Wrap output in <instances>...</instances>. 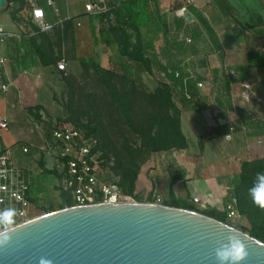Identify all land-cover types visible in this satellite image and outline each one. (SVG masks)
I'll list each match as a JSON object with an SVG mask.
<instances>
[{"label": "crops", "instance_id": "0c3cea01", "mask_svg": "<svg viewBox=\"0 0 264 264\" xmlns=\"http://www.w3.org/2000/svg\"><path fill=\"white\" fill-rule=\"evenodd\" d=\"M54 2V6L48 3L45 6L44 0H10L3 9L15 7L19 18L0 21L8 31L17 34L0 45V52L8 57V63L0 68V86L9 84L7 92L0 90V118L7 117L10 121L9 129L1 135L0 149L13 145L16 156L22 154L14 145V137L22 135L16 131L17 116L21 117L22 111L28 115L34 110L43 120L51 114L48 119L52 118L55 126L54 116L58 113L52 88L60 89L58 80L64 73L74 74L82 61L95 60L105 68L104 62L124 60L119 37L108 30L112 24L132 34L130 20L118 19L114 9L122 8L131 15L133 5L144 14L140 28L147 56L157 55L159 63L172 55L176 63L170 66L174 70L183 69L190 64L186 52L190 45L193 61L190 65L198 71L199 78L215 77L221 83L216 92L209 88L199 90L194 82L189 83V91L198 95L199 100L196 106H191L194 110L181 107L188 148L150 155L141 166L136 186L151 183L154 192L168 202H188L200 211L205 205V210L225 212L240 181L241 162L264 157V98L258 101L242 85L247 80L259 92L258 86L264 84V0H195L188 6L190 20L177 14L186 0H85L80 9L72 1ZM90 2L101 3L107 10L89 12L86 4ZM33 5L44 8L45 20L53 25L52 29L43 31L32 21ZM126 21L129 25L122 24ZM182 22L183 27L178 29ZM153 29L157 32L153 33ZM179 33L185 35V40L192 36L191 44L181 41ZM108 39H113V46L108 45ZM37 48L48 58L59 56L60 61H68L67 71L59 70L56 63L43 64ZM24 59L35 63L25 68ZM230 70H235L236 75H230ZM176 84L181 82L178 80ZM255 107L259 109L256 112ZM32 122L40 133L28 142L42 145L49 136H45L42 123ZM7 131L14 134L9 141L3 139ZM227 134L232 135L230 140L226 139ZM201 152L214 157L206 168L193 159V155ZM254 153L258 157L252 158Z\"/></svg>", "mask_w": 264, "mask_h": 264}, {"label": "water", "instance_id": "95a60500", "mask_svg": "<svg viewBox=\"0 0 264 264\" xmlns=\"http://www.w3.org/2000/svg\"><path fill=\"white\" fill-rule=\"evenodd\" d=\"M14 229L0 243V264H40L42 257L51 264H219L216 249L230 236L245 244L240 264H264L262 240L202 212L158 202L72 205Z\"/></svg>", "mask_w": 264, "mask_h": 264}, {"label": "rangeland", "instance_id": "374dc122", "mask_svg": "<svg viewBox=\"0 0 264 264\" xmlns=\"http://www.w3.org/2000/svg\"><path fill=\"white\" fill-rule=\"evenodd\" d=\"M63 1H72L78 6V9H80L81 2H83L84 5L85 0ZM46 3L47 2L44 0L42 5L47 6ZM13 12L16 11L15 7L12 6L7 7L6 10L0 11V21L2 23L8 22L12 17ZM16 16L19 18L18 12H16ZM132 32H134L133 29ZM188 37L192 38V36ZM178 38L181 41H186L185 35H180V33ZM188 46L189 48H187L186 51L188 53L187 61L192 64V49L190 48V45ZM78 54L80 55L81 53L78 52ZM173 54H175V52H173ZM55 58L57 59L56 64H58L60 57L56 56ZM173 58L174 56L172 57V55L170 58L164 57L162 62L153 65L152 72L141 62L131 58L130 56H125L124 60L121 62H104L105 68H111L117 72L118 76L114 78V81L119 86L121 94H123L129 101L131 113H133L134 119L138 124L147 125L149 118L158 111L157 102L150 97V94H153L156 88L163 82L170 83L169 79L164 74L163 67L173 69V67L170 66V63H176ZM191 67L193 66L191 65ZM28 72H31V70H28ZM133 82L135 84H133ZM58 83L60 88L59 90L55 89V87L52 88V90L56 93L54 103L57 104L56 113H58L54 116L56 119L55 125L71 124L85 130L89 129L94 131L103 142L108 154L114 158L115 162L116 160H120L121 162L128 164L131 160H134L136 163H140L141 169L145 159L155 153L148 152V150L143 146L142 136L130 127L123 107L119 103L112 100L109 89L100 83L93 66L81 64L80 67L74 71V74L67 76L66 73H64L61 77H59ZM219 85H221V83L219 80H215V77H208L206 88H209L211 92H216ZM176 90L178 92H176ZM171 92L177 107L176 114L180 117V119L182 118V105L186 107V110H194L191 106L197 105L199 100L198 95H195L194 99L188 102L189 100L184 97L182 90H180L179 86L175 83L172 84ZM254 109L255 112L256 110H259L256 107ZM21 113V117L17 116L19 126H17L16 131L17 133L22 132V135H19L18 138L14 137V145L20 152H22L21 148L23 145L28 143V139L34 137L38 138L39 136L40 129H38L36 124L32 121L36 120L37 122L42 123V125H40L43 126L42 130H44L43 132L46 137L50 135L53 129L52 122H54L52 121V118L51 120L48 119V117H51V114H48L47 120H43L37 117L35 112L29 111L27 112L28 115L24 111ZM29 113L31 115H29ZM27 118L30 122H28ZM12 134V131L5 132L3 139L9 141V139H12ZM1 138L2 137L0 135V139ZM9 146L13 147V145ZM253 155L252 158L258 157L257 153H254ZM249 156L251 157V155ZM193 157L195 163H197V165L201 164L202 168H206V164L209 163V160L214 159L212 154H205L204 152L197 155L195 154ZM16 159L18 165L24 168L31 175L40 174L39 167L40 161L42 160H39L37 157L32 155H25L23 153L16 157ZM47 160L50 163L51 158L48 156ZM115 174L120 180V175L116 172ZM42 181L43 185L47 188V192L45 195L42 193L43 202L40 206H36L32 210V214L35 217L51 212V210L46 209L49 204L53 203L55 204V208H59L60 202L63 201L61 191L57 185V180L53 176L49 175ZM123 192L129 201L157 202V198L159 197L162 199L161 203L166 205L167 203H170V201L168 202L154 192L151 183H148L141 188H137L136 186L134 194H130L125 191ZM136 196L140 197L141 200H137ZM179 203L181 206L188 204V202ZM201 208L202 210H205V206H202ZM228 222L230 225L239 229L241 227L249 228L250 226L249 221L245 216H241L240 218H229Z\"/></svg>", "mask_w": 264, "mask_h": 264}, {"label": "built area", "instance_id": "2783aa9c", "mask_svg": "<svg viewBox=\"0 0 264 264\" xmlns=\"http://www.w3.org/2000/svg\"><path fill=\"white\" fill-rule=\"evenodd\" d=\"M195 0H186V5L177 10L179 16L186 17L189 12L188 6ZM48 5L54 6V0H47ZM7 6L0 5V11ZM86 10L92 13L106 11L101 3L90 2L86 4ZM46 13L43 7L33 5L31 19L41 30L52 29L53 25L45 20ZM17 37V34L8 31L0 22V45L5 44L9 39ZM187 43L192 42L191 37L186 38ZM8 63V57L0 52V68ZM59 70L66 71L65 60L58 62ZM181 82L179 89L182 90L187 100H193L194 95L189 91L188 85L194 82L199 90L206 88L207 80L199 78L198 71L189 64L183 69L169 70ZM165 74V73H164ZM230 75H236L235 70L229 71ZM243 87L253 94L258 101L264 98V84L258 86L256 92L252 83L247 80L242 82ZM9 84L2 83L0 90L7 92ZM40 126V125H39ZM10 121L7 117L0 118V135L8 130ZM264 133V131H263ZM226 139L232 138L227 134ZM25 155H32L45 162V168L56 171V174H49L57 180L58 188L72 197L73 205H89L100 202H126L129 201L124 195L123 189L118 185V177L114 171V158L101 148L99 138L87 130L71 125H55L42 145L26 143L21 148ZM48 156L51 158L48 162ZM16 153L12 146H5L0 150V212L8 209L16 211L15 226L26 222L35 216L32 210L43 202V194L38 195L36 202L30 199L32 184L31 174L18 165ZM40 174L44 168L40 165ZM48 175V176H49ZM45 195V194H44ZM161 198L157 202L161 203ZM205 206V205H203ZM226 214L229 218H240L239 202L236 195H232L226 205ZM3 230L0 228V231Z\"/></svg>", "mask_w": 264, "mask_h": 264}, {"label": "trees", "instance_id": "16d2710c", "mask_svg": "<svg viewBox=\"0 0 264 264\" xmlns=\"http://www.w3.org/2000/svg\"><path fill=\"white\" fill-rule=\"evenodd\" d=\"M7 1L9 3L10 0ZM114 13L118 19L125 17L129 19L130 26L134 30V32L131 34L126 28L119 26L116 27L111 24V27L108 31L119 37L121 55L130 56L131 58L136 59L152 72L153 65L159 63L157 62V55L147 56L146 54L147 46H145L143 43L144 38L140 28L144 24V14L137 12L133 5L131 15L123 11L122 8H115ZM12 17L14 20L17 19L16 12L12 13ZM122 24L129 25V22H122ZM182 27L183 22L179 24L178 29H181ZM152 32L156 33L157 31L153 29ZM105 33L106 32H103L102 34ZM134 39L135 41H133ZM112 40H107L109 46H113ZM21 45L22 47H25V43L22 42ZM37 53H39L40 60L45 65L57 62L56 58H48V55L42 52L40 48H37ZM34 63L35 62L32 59H24L25 68H29ZM82 63L93 66L98 75L100 83L109 89L112 100L116 103H119L123 107L127 122L130 127L142 136L143 146L148 150V152H157L163 150L168 151L175 148H188L189 141L182 130L181 119L176 114L177 107L171 92L172 84L178 83V79L175 77L174 73H170L168 71L167 67H163V69L170 83L163 82L156 88L153 94H150V97L157 102L158 111L149 118L147 125H140L135 121L133 113H131L129 101L123 94H121L119 86L114 81V78L118 76L117 72L112 69L104 68L95 60H91L89 62L82 61ZM133 84L135 83L133 82ZM31 111L33 112L34 110ZM36 111H39V109ZM36 116L41 118V115L37 113ZM86 130L99 138L97 133L94 131L89 129ZM100 145L106 154H108V151L101 140ZM40 165L44 168L43 172L39 175H31L32 184L30 189V199L34 202L37 201L39 194H45L47 192V188L43 185L42 180H44L49 174H56V171L45 168V162L43 160L40 161ZM113 168L115 172L120 175L118 185L123 189V191L134 194L136 190V182L140 172V163H136L134 160H131L127 164L121 162L120 160H116ZM261 172H264V157L242 161L240 169V181L234 188L233 194L238 198L239 211L241 215L245 216L250 224L249 228L241 227L240 229L244 232H248L252 236L264 242V208H260L259 206L255 205L249 195V189L255 182L257 173ZM61 195L63 197V201L60 202L59 208H55V204L51 203L46 207V209L53 211L73 205V200L70 195L65 192H61ZM136 199L141 200L138 196H136ZM167 205L196 210L229 224L226 211L223 213L212 210L200 211L195 206L190 204L181 206L177 201L167 203Z\"/></svg>", "mask_w": 264, "mask_h": 264}, {"label": "clouds", "instance_id": "9594fccd", "mask_svg": "<svg viewBox=\"0 0 264 264\" xmlns=\"http://www.w3.org/2000/svg\"><path fill=\"white\" fill-rule=\"evenodd\" d=\"M249 195L255 205L264 208V172L257 173L256 180L249 189ZM15 215L14 209L0 212V228L3 229V232L0 233L3 236V241L0 243L6 241L8 233L15 230ZM247 255L245 244L237 236H230L227 243L221 244L216 249V259L219 264H240ZM40 264H51V261L42 257Z\"/></svg>", "mask_w": 264, "mask_h": 264}]
</instances>
